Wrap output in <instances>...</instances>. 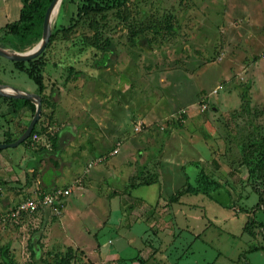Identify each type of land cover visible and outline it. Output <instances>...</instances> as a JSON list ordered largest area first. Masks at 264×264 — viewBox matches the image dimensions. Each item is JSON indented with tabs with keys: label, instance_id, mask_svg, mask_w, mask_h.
Instances as JSON below:
<instances>
[{
	"label": "rangeland",
	"instance_id": "rangeland-1",
	"mask_svg": "<svg viewBox=\"0 0 264 264\" xmlns=\"http://www.w3.org/2000/svg\"><path fill=\"white\" fill-rule=\"evenodd\" d=\"M20 8L21 0H0V28L17 20ZM75 13L76 5L60 4L51 22V34L58 32L41 54L46 98L36 128L45 133L5 150L17 162L24 152L50 148L47 134H56L58 143L64 132L60 160L67 162L69 135L62 128H73L77 152L101 147L97 156L79 160L82 166L87 162L89 170L107 174L105 167L116 164L123 181L110 188L101 183L103 195L96 189L83 194L75 185L64 213L40 209L0 226V264H59L68 247L75 250L70 264H93L84 250L91 254L96 242L107 247L115 238L108 228L120 224L122 203L140 195L153 202L160 194L163 205L154 216L163 215V223L146 232L151 248L145 257L151 255L143 259L152 257L147 264H264V251L250 249L264 245V203L248 185L244 163L264 134V0H128L99 22L110 41L108 54L83 44L93 35L87 22L70 33L62 30ZM42 23L38 19L21 31L13 52L33 48ZM0 84L36 93L26 74L3 57ZM0 108L3 138L13 128L20 134L32 118L26 109L12 114L1 101ZM149 133L155 142L132 147V139ZM117 142L120 150L110 155ZM48 156L55 159V152ZM102 156L107 159L96 163ZM140 175L157 181L160 176V183L130 189ZM188 186L199 192L177 195ZM112 189L120 193L112 196ZM36 190L44 189L26 194ZM9 191L13 199L4 205L2 195ZM24 194L14 179L5 184L0 178V212ZM62 214L66 221L59 225Z\"/></svg>",
	"mask_w": 264,
	"mask_h": 264
},
{
	"label": "crops",
	"instance_id": "crops-1",
	"mask_svg": "<svg viewBox=\"0 0 264 264\" xmlns=\"http://www.w3.org/2000/svg\"><path fill=\"white\" fill-rule=\"evenodd\" d=\"M10 131L11 132L9 133H14L15 135H18L17 129L13 128ZM62 131L67 132L69 135L66 151L70 158L65 157V160L67 162L61 161L62 156L61 150L59 148V140L62 139L60 138V136H62L64 132L58 133V147L56 151H54L55 159L50 157V160L48 162H40L41 158H43L42 153H35L33 151H31L32 154H30L29 156L25 155L24 152L23 155L20 157V160L16 162L15 160H13V156L9 154L5 149H0V178L3 179L5 184L10 180L14 179L16 183L21 188H23L25 194L28 191H32L37 188L51 190L55 187L63 186H66L67 188H69L68 186H70L71 190L73 191L74 186L77 185L80 187L79 191H81L83 194H96V192L94 191L96 189L97 195H103L104 192L99 186L101 183L105 184L108 188H110L112 184L117 182V180H121V182L123 181L121 167L116 164H112L105 167L106 170L109 169L107 174H105L106 171H103L101 168H97L93 171H91V169L89 170V168H87V162L85 163V167H83L82 163L84 162H79V160H84V158H92L94 156H97V154H100L101 152V147H95L96 152H94V146H90L91 150H89V148L85 146L81 149V151L77 152L78 150H75V148H73L74 145H78V143L75 142V133L77 130H74L73 128L69 127H64L62 128ZM84 133L86 134V132ZM155 141L156 138L154 139L152 136H150L149 133L145 136H141L140 138L138 137L136 140L132 139L130 143L133 147L134 145L137 146L143 142L144 144H147ZM0 143H4L3 137H0ZM148 145L150 144H147L145 146L148 147ZM149 160L150 159H146V162H150ZM60 181L63 183L62 185H60ZM78 182H80V184H78ZM159 183L160 176L158 178V181L151 185ZM112 190V196L120 193L117 189ZM2 196H4L2 198V203L4 202V205L8 204L9 200L13 199V194L10 191L4 193V195ZM26 196L28 195L26 194L25 196H23L22 199H24ZM94 196L95 198H97L96 195ZM153 198L154 194L150 197V199L152 200ZM163 199L164 198L162 197V194L158 195V199L153 202L148 201L141 195L137 197H129L127 203H125L126 201H124L121 205L122 219L120 224L118 226H112V224L109 225L108 229L111 231L114 230L113 233L115 235V238L113 240L108 239L107 247H104L98 242H96L92 247L91 254H88L84 250V248L81 249L84 250V253H86V256L91 259V262L93 264H97L98 262H101L102 264H147V261H150L152 257H150V260L143 259V256L145 257L146 253H148L149 250V244L146 243L147 240L145 239L147 235L146 232L150 229H155L156 231L158 224L163 223L162 213H160V215H162L160 217L161 219L156 218L154 216L158 212V204L163 205ZM67 203L68 202L66 200L62 207L63 213L67 208ZM127 204H130V208L127 207ZM127 213H130L132 215L126 216ZM64 219L65 217L62 214L59 219V225H62V223L66 221ZM155 231H152V234L154 236H157ZM87 234L90 235L91 231L88 230ZM116 238L118 241L116 240ZM149 247L151 248V246ZM129 249H132L133 252H130ZM91 255H93V257H91ZM150 255L151 253L147 255L145 259L148 258ZM92 258H96L98 260L100 259V261L93 260ZM153 261L157 263L156 258Z\"/></svg>",
	"mask_w": 264,
	"mask_h": 264
},
{
	"label": "trees",
	"instance_id": "trees-1",
	"mask_svg": "<svg viewBox=\"0 0 264 264\" xmlns=\"http://www.w3.org/2000/svg\"><path fill=\"white\" fill-rule=\"evenodd\" d=\"M64 1L76 5V13L75 17L73 16L70 18V25L66 28H62V30L66 33H70L80 22H87L90 29L93 30V35L91 37L84 36L83 44L89 45L108 54L110 41L108 38H104L102 33L103 30H101L99 22L105 21L107 13L112 10H115L117 13L120 12V10L126 6L128 0H62L61 4H63ZM50 2L51 0H47V3L44 4L43 0H21V8L17 20L0 28V47L10 51L18 50V36L21 31L29 30L28 25H32L38 19H43L45 10ZM57 32V28L53 29L49 44L52 42ZM11 63L16 71L25 73L34 83L36 86L35 92L41 96L42 101L44 102L46 97L44 96L45 85L43 83L42 71L45 62L42 59V56L40 55L39 57L26 62L11 61ZM242 97L243 103L245 102V105H247V96L243 95ZM0 101L4 103V108L5 106L10 108L12 114H18L20 111L26 109L31 112L32 117L35 112L34 104L27 99L0 96ZM1 116L2 118H5L4 115ZM29 122L30 119L18 135H13V133L6 131L3 138L4 143L14 142L24 132ZM38 122L35 124L29 138L21 143L22 145L29 144L31 136L34 133H42V131L45 133V129H41L40 132L37 130L36 126ZM47 139L50 142V148H47L48 146H40L36 151V153H42L43 158H41L40 162H48L50 160V156L48 155L54 152L58 147L56 134H47ZM256 141L259 142L252 145L254 149L249 153V156L246 157L244 163L248 172V185L251 187L252 191L259 196V201L264 203V134H262ZM204 181L206 182L207 180ZM204 181L202 180V183ZM156 182L157 178L145 179L140 175L139 177H135L134 181L130 182V189L143 185L148 186ZM203 187V192L205 193L208 188L205 184H203ZM186 191L196 193L197 191L199 192V189L188 186L187 190H182L178 192L177 195L179 196L183 193H188ZM174 198L176 197H173L172 199ZM259 225L262 227L261 224ZM250 249L251 251H264V245L253 246ZM74 252L75 250L72 247H68V252L64 255L65 258H61L62 261L59 264H70L71 260L75 258Z\"/></svg>",
	"mask_w": 264,
	"mask_h": 264
},
{
	"label": "water",
	"instance_id": "water-1",
	"mask_svg": "<svg viewBox=\"0 0 264 264\" xmlns=\"http://www.w3.org/2000/svg\"><path fill=\"white\" fill-rule=\"evenodd\" d=\"M61 1L62 0H51L50 4L47 6L43 16L42 36L40 41L33 48L27 52H13L0 47V57L13 62H26L39 57L45 50L50 40L52 17L57 13ZM0 96L16 99H27L35 106L34 115L32 116L24 132L14 142L0 143V149L16 147L29 138L35 124L39 120L41 114V97L36 93L23 91L9 84H0Z\"/></svg>",
	"mask_w": 264,
	"mask_h": 264
},
{
	"label": "built area",
	"instance_id": "built-area-1",
	"mask_svg": "<svg viewBox=\"0 0 264 264\" xmlns=\"http://www.w3.org/2000/svg\"><path fill=\"white\" fill-rule=\"evenodd\" d=\"M217 89L214 90V93ZM202 108H206L203 104ZM137 129L139 127H136ZM37 139L35 134L32 135L31 141ZM121 147V143L117 142L112 148L110 155H115ZM106 156H102L96 159V163L106 160ZM94 162H89V166L93 165ZM71 189L65 187H55L51 190H36L32 195L26 196L22 199L15 207L11 208L6 212L0 213V226H5L11 222H16L25 215L36 213L40 209H47L55 207V211L58 214L60 208L63 207L65 199L70 195Z\"/></svg>",
	"mask_w": 264,
	"mask_h": 264
}]
</instances>
